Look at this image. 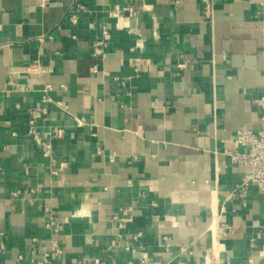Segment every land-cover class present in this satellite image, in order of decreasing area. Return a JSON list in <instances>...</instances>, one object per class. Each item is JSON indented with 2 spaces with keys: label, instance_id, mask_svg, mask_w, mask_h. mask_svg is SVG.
<instances>
[{
  "label": "crops",
  "instance_id": "crops-1",
  "mask_svg": "<svg viewBox=\"0 0 264 264\" xmlns=\"http://www.w3.org/2000/svg\"><path fill=\"white\" fill-rule=\"evenodd\" d=\"M206 1L0 0V264H264V192L229 156L262 127L264 0Z\"/></svg>",
  "mask_w": 264,
  "mask_h": 264
},
{
  "label": "built area",
  "instance_id": "built-area-1",
  "mask_svg": "<svg viewBox=\"0 0 264 264\" xmlns=\"http://www.w3.org/2000/svg\"><path fill=\"white\" fill-rule=\"evenodd\" d=\"M213 0L206 1V13L210 14L212 12ZM77 8L83 9V6L78 5ZM128 14L129 17L136 16V9L133 6L124 7L116 10L112 13V16L116 18H122L124 15ZM110 41V34L105 29L103 35L98 39L94 45L95 53L100 54L103 49L108 46ZM18 89L22 90L21 86ZM50 86H47L46 90H49ZM45 102H52L49 97L44 98ZM254 104L261 111V129L256 133L249 127L241 128L237 132V136L234 140V150L229 153L231 163L237 165L238 167L245 170L242 178L241 184L238 185L237 189L242 191H247L250 187L255 186L264 192V95L258 97ZM31 119L29 120L30 130L29 134L32 136L35 143L41 148L43 156L51 162H55L54 156V142L64 135V129L60 127L52 128L47 132H40L38 130V122L43 120L48 114V108L45 106L31 108L29 110ZM245 148V150H241ZM228 226L223 224H216V241L226 238L228 234ZM4 234L0 232V237ZM141 236V234H139ZM138 236V237H139ZM137 237V238H138ZM136 238V239H137ZM115 242L112 246H115ZM165 246L169 247V242L165 240ZM56 252L61 253L58 245H54ZM3 244L0 241V250L3 249ZM127 250L136 251L130 244L126 245ZM217 254V253H215ZM49 264L48 260L45 261ZM142 264H152L149 258H143L141 260ZM252 264V260H250ZM84 264V263H81ZM205 264H215L213 256L207 255L205 259Z\"/></svg>",
  "mask_w": 264,
  "mask_h": 264
},
{
  "label": "bare ground",
  "instance_id": "bare-ground-1",
  "mask_svg": "<svg viewBox=\"0 0 264 264\" xmlns=\"http://www.w3.org/2000/svg\"><path fill=\"white\" fill-rule=\"evenodd\" d=\"M211 229V230H210ZM209 230H210V235H211V239H212V241L214 242V243H216V245H217V241L215 242V239H216V230H215V226L214 227H212V228H210ZM222 247V246H221ZM217 250V249H216ZM217 252V251H216Z\"/></svg>",
  "mask_w": 264,
  "mask_h": 264
}]
</instances>
